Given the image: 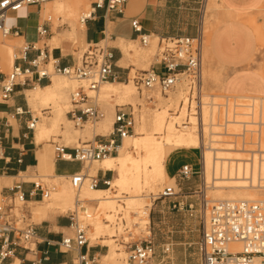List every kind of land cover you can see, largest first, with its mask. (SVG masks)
<instances>
[{
    "label": "built area",
    "instance_id": "2783aa9c",
    "mask_svg": "<svg viewBox=\"0 0 264 264\" xmlns=\"http://www.w3.org/2000/svg\"><path fill=\"white\" fill-rule=\"evenodd\" d=\"M60 0H0V33L4 38L12 34L18 35L19 30H11L6 23L9 13L18 14L30 6L42 8L47 3ZM87 1V0H81ZM209 0H201L200 27L196 37L176 36L159 38L153 62L147 70H135L131 76L138 92L144 98L145 105L155 108L159 100L157 94L168 97L183 91L179 106L171 110L172 125L177 131L190 130L199 141V165L197 169L189 164L182 165L177 172L178 181H188L194 176L202 175L204 171L205 150L209 148L207 131L218 129L221 136L235 142L245 156L239 164L252 173H256L264 182V98L257 97H216L208 93L204 79V33L203 24L206 6ZM128 0H92L90 10L81 15L80 23L84 25L94 20L99 10L105 14L116 12L123 15ZM40 13V12H39ZM52 18L42 20L35 28L39 41H44L52 35ZM133 30L139 34L142 47L150 45V36L142 33L137 20L132 22ZM81 56L71 66H61L58 59H52L49 51L41 49L37 44L24 43L18 49L15 60L27 65L26 68L14 66L0 83V101L10 100L18 85H26L33 75L38 80H51L54 75L73 80L78 88L70 95L71 109L67 113L75 127L83 128L85 124H96L104 118L103 110L97 102L100 86L108 82L113 74L114 55L110 48L101 43H87ZM37 55L29 60L31 53ZM227 97V98H226ZM240 98V99H237ZM220 100L223 104L217 114L232 112L231 120L222 117L215 125L209 116H214L213 106ZM207 113V118H205ZM216 114V115H217ZM37 119H32L28 129L34 131ZM136 112L131 105L117 106L112 132L108 136H96L94 142L70 149L55 143V158L59 161L78 163L81 169L67 176L72 189L76 192V209L70 212V227L73 237H66L58 244L64 253L77 252V264H97L95 258L81 254L80 250L89 245L88 227L77 217L78 211L86 213L84 201L79 192L88 182L90 188L107 189L111 187L112 176L109 171L99 170L97 175L88 176L84 167L91 166L107 157L119 153L123 140L135 133ZM216 135V134H211ZM107 138V141L100 139ZM206 148V149H205ZM103 173V176H99ZM19 182L9 188L10 195L0 200V264H4L13 254L14 246L29 244L36 238V226L32 222L29 200L40 196L48 200L57 187L41 180L30 182L31 190L26 193L23 184ZM201 188L196 192L183 193L174 187H165L159 196L170 200L172 209L199 216L200 241L197 244L199 264H264V200H209ZM264 190L263 187H257ZM196 195L197 203H188L187 196ZM173 246L165 244L163 254H170ZM128 264H149L156 255V247L151 237L144 242L133 245L129 249Z\"/></svg>",
    "mask_w": 264,
    "mask_h": 264
},
{
    "label": "crops",
    "instance_id": "0c3cea01",
    "mask_svg": "<svg viewBox=\"0 0 264 264\" xmlns=\"http://www.w3.org/2000/svg\"><path fill=\"white\" fill-rule=\"evenodd\" d=\"M200 1L128 0L123 15L116 12L105 14L104 10H99L94 20L87 22L85 30L82 29L84 33L82 40L86 44L89 42L105 44L114 55L113 74L110 80L100 87L98 93L100 91L104 94L113 93L122 98L129 96L131 92L129 84L131 81L128 80L127 76H131L135 70H145L150 66H147L146 59L143 57L148 49L136 48L140 41L139 34L132 28L134 20L139 22L142 33L150 36V42L152 43L159 41V38L196 37L200 27V16L198 15L195 18L194 14L189 12L188 7L198 5ZM215 2L220 7V10L219 12L214 11L212 14L218 20V23L211 32L209 43L205 50V64L206 66L214 64L222 77L219 75V80L213 82L215 85L217 83L219 92L225 96L264 98V47L262 48L261 46L264 38V32H262L264 30V0H215ZM26 10L27 13L24 15L15 14L14 29L17 28L19 34H12L9 37L24 43H34L37 46L42 44L40 48L48 50L51 58L58 59L61 66H71L76 63L78 52L69 44L71 43L69 39L78 38V36L72 35L73 27L71 24H68L69 30L63 32H53L52 27V35L50 37L44 41L37 39L35 28L42 23V17H51L49 13L54 15L55 6L52 8L47 7L46 10H44L43 6L41 9L31 10L28 7ZM62 17L56 18L60 19ZM10 18L12 16H9L8 20ZM212 21L215 23L214 18ZM204 26L205 18L203 33ZM30 29L34 31L31 34V39L28 38ZM5 46V44L0 45V61ZM16 54H13L12 65L5 62L6 66L26 68V64L15 60ZM36 55L37 53L35 52L29 54L28 59L31 60ZM3 65L4 63L0 64V83L8 75L1 67ZM54 76L56 77L53 79L52 76L51 80H38L37 76L33 75L26 85L21 84L15 88L10 100L7 102L0 101L1 199L10 195L9 188L15 184L33 182L24 180L22 175L35 173L39 168L46 169L47 172L58 179L70 176L81 169L78 163L57 160L55 154L52 160L50 146H54L55 142L48 141L46 144L43 143L51 131L59 132L60 134L57 135L58 140L70 149L77 147L75 143L78 145L86 144L89 141H94L96 136L109 135H106V133L112 127L115 115V108L113 109L109 105L101 108L105 113V118L94 125L95 131L93 128L89 131V129L85 128L86 125L80 131L71 128L70 124L72 122L68 119V112L65 113L63 107L66 106L72 85H66L58 79L57 75ZM204 79L205 84L209 85L205 76ZM210 79L212 82V75ZM175 95L177 94H170L169 98H162L157 94L160 103H158L159 108L157 111H161L165 105H168ZM51 101L58 104L56 113L54 111L44 112L40 118L37 117L35 110L41 105L40 102ZM43 110L47 111L50 108ZM145 111H147V107L144 105V108L139 110V120ZM48 114L49 116H46ZM138 117L139 115L136 120ZM32 119H37L34 131L28 129ZM134 135L135 133L131 137ZM81 138L87 139L81 142ZM100 140L107 141V138ZM171 157L166 162V174L169 178L175 176L182 165L189 164L194 166L191 163H184L171 173L169 169ZM99 170H103L101 161L97 165L86 166L83 172L88 176H95ZM103 175V173L99 174V176ZM7 183H10V186H7ZM29 183L23 184V189L26 193L32 188ZM184 183H182V186L185 187ZM176 185L179 186L177 183ZM197 186V183H188L185 189L192 191ZM95 190L104 191L106 189ZM58 193H55V195ZM41 201L40 196L29 200L31 217L42 219L36 226V238L29 244L14 246L13 256L4 264H77V252L64 253L58 247L63 238L72 237L70 234L73 229L70 227L69 215H62V213L69 211L71 207L63 210L54 202L55 200H52L45 205L47 211L42 212L40 210L43 207L37 206L42 203ZM52 208L58 209L61 214L51 213L50 210ZM114 237L110 236V238ZM164 245L161 246L162 249ZM114 251L118 253V251ZM104 252L103 246H92L90 244L80 250L81 254H87L91 259L95 258L97 264L99 258L105 263L115 264L112 259L108 258L112 253L111 248L108 254H104ZM120 258L118 263H120ZM163 262L164 260L160 261L159 264H163ZM166 264H174V262ZM181 264H187V261L185 260Z\"/></svg>",
    "mask_w": 264,
    "mask_h": 264
},
{
    "label": "rangeland",
    "instance_id": "374dc122",
    "mask_svg": "<svg viewBox=\"0 0 264 264\" xmlns=\"http://www.w3.org/2000/svg\"><path fill=\"white\" fill-rule=\"evenodd\" d=\"M75 1H77L80 4L78 7H75V8L74 6L72 7L73 8L72 10L75 9V11H77L73 17H71L70 12H68V14H65L66 16L65 18L62 17L60 19H57L52 13H49V15L52 17L53 32L55 31L63 32L65 30H69L68 24H71L72 27L73 25H75L77 30H80V29L82 30V28H80L79 26L81 15L84 12H88L90 10V4L92 0H87V1L75 0ZM65 2H69V0H62L56 3L54 2V3L45 4L43 8L44 10H46L47 7L52 8L53 6H56V5L65 3ZM69 4H71V2H69ZM30 9L36 10L38 9V6H30ZM188 9L190 10L189 11L190 13L194 14L195 18H197L198 15L201 16L199 4L191 5L188 7ZM219 10H220V7L217 6L215 0H209L206 6V11L204 14H202V16H204L205 18L204 56H205L206 47L208 46V43H209L211 32L213 28L215 27V25L218 23V20L215 17H213L212 13L214 11L219 12ZM26 13H27L26 9L21 10L19 12L20 15H24ZM9 16H12V18L7 20L6 25L9 28L14 29L15 14L9 13L8 17ZM47 18H48L47 16L42 17V20H46ZM213 18L215 20V23H213L212 21ZM22 25H26V24H22ZM262 32H264V30ZM33 33H34L33 29H30L28 32L29 39L32 38L31 34ZM69 40L71 42L69 44L74 47V50L76 52H78V55L76 57L80 59L85 48L87 47L86 42L83 41L79 37L69 39ZM3 44L9 47H12V54H16L18 49L21 46H23L24 42L19 41V40H14L11 37L4 38L0 33V45H3ZM38 46L42 47V44ZM157 46H158V41L154 43L150 42V45L148 48L147 47L143 48L140 43L136 45V48L138 49H142V50L148 49L146 52L149 57L147 58V60H145L147 66L153 62L154 55L156 54V51H157ZM261 46L262 48L264 47V38L262 39ZM1 67L4 69V71L7 74H10L12 72V68L6 66V64H4ZM204 74L207 80L206 82L209 83V85H206L208 89V93L216 97H222V94L219 92L217 83L216 85L214 83L215 80L216 81L219 80V75L221 77L222 75L220 72L216 70L214 64H208L206 66L205 61H204ZM211 75L213 77L212 82L210 79ZM54 77L56 76H53V79ZM57 77L62 83L66 85L68 84L72 85V87L70 88L71 90L69 94H71V92H73L74 90L78 88V84L75 81L69 80L62 76H57ZM129 85L131 87V92H130V95L126 96L125 98H122L113 93L104 94L102 93V91H100V93H97V94L91 93V95L97 97V102L101 108L103 106L109 105L111 108L113 109L115 108L116 110V106L122 107V106L131 105L136 112V117L139 115L138 119L136 120V125H137L139 118H140L139 110L144 108L145 102H144V98L135 88L134 84L130 82ZM69 94H68L66 106L63 107V110L65 113L68 112L72 108L71 103H70L71 101L69 98L70 96ZM159 96L162 98H169L170 95L168 97H164L161 95ZM237 99H240V98H237ZM218 101L220 102V100ZM40 103L41 105H39L38 108L35 110L36 116L39 118L44 112L54 111V113H56L58 109V104L56 102L51 101V102H46V103L45 102H40ZM159 104L155 108H151L146 105L145 107H147V110L149 111H155V110H158ZM49 108L50 110H47V111L43 110V109H49ZM174 109L176 108L170 107L169 110L167 111L168 121L172 120L170 111ZM46 116H49V114ZM221 116H225V114ZM85 125H86L85 128L91 131L95 124L87 123ZM70 126L73 130H77V131H80V129H83V128L75 127L73 123H71ZM111 132H112V127L107 131L106 135L110 134ZM182 133H192V132L190 130L177 131L173 127V135L175 137H178ZM58 134L60 133L51 131L46 136L43 143L46 144V142L51 141L59 145H64L62 142L58 140V136H57ZM157 137H158V140L162 144L164 143L165 147H167L166 146L167 144L166 136L161 135ZM86 139L87 138H81L80 141L83 142V141H86ZM92 142L94 141H89L86 144L92 143ZM86 144L82 143L78 145L77 143H75V146L80 147ZM50 150H51V158L53 160L55 144L54 146H50ZM129 152H130V155L134 158H139V157L146 158V155H147V153L142 148V146H132L130 147ZM98 163L100 162H94L92 165H97ZM154 163L155 162L148 164L149 170L148 168L142 169L143 172L141 174V178H142L141 183H133V181L130 180L129 183L126 185L120 183L114 186L110 190V197L113 200L108 204H99L96 197L84 195V188L82 189L80 198L83 201H85L84 204L86 208V213L78 212L79 213L78 216H79L80 221H82L85 225L89 226L87 230V238L89 240V244L92 246L94 245L103 246V250L105 251L104 254H108L110 251V248L112 250V253H116L114 250L118 251V253H120L121 255V258H120V263H117V264H128L127 260L129 257L130 247L133 245H138L144 242L145 240L149 239V237H151V241L156 247V255L154 256L155 258H153L149 264H159L160 261L162 260H164L163 264L172 263V262H174V264H181L185 260L187 261V264H199L200 262L199 254L197 252V244L200 241V237H201L200 236L201 227H200L199 216L196 215V213L191 214L190 212H187V209L183 211L173 210L172 202H174L175 199L173 198L170 200L168 199L164 200V199H161L159 196L161 195L164 188L169 187V186L174 187L176 191H178V189L181 188V191L186 194L190 192L192 193L195 191L197 192L201 188V185L203 183V180H201L202 175L194 176L188 181H178L177 174L175 176H172V178H169L168 175L165 173V176L162 179L149 178V181L146 182L147 180L146 175L149 173L148 171H151L153 169ZM170 163H169V169L171 173L177 170L184 163H191L197 169L199 165L198 152H193V151L175 152L170 159ZM22 176H23V179L26 181L41 180L47 184L55 185L57 187L56 189L57 191L51 195V198L53 197L55 193L62 191L63 186L65 185V183H67L65 182L63 178L58 179L54 175L47 172L46 169H43V168H39L38 170H36L35 173H32L30 175H22ZM108 176L113 177V173H108ZM184 182L197 183L198 186L197 188H195V190L190 191L188 189H185L188 183H184ZM220 182L223 185H232V184L234 185V183H237L236 180L234 179L233 180H220ZM176 183L179 184V186L176 185ZM182 183L185 184V187L182 186ZM6 185L10 186V183H7ZM86 186H88V182L86 183ZM71 191H72L73 199H75V194L72 188H71ZM205 193L206 195H208V199L210 200L217 199L218 197L216 196V194H219V192H212V191H208V192L206 191ZM222 194H223V198L225 200H228V199H231L233 193H230L227 191V192H223ZM238 194H239L240 199H245L246 197L245 195H242V193H238ZM257 194H258L257 200H264V191L258 192ZM133 197H136L137 200L144 206L141 205V207H139L138 209L136 205H132L131 204L132 202L130 201ZM51 198L49 200L41 201L42 203L37 206L43 207L49 204V201L51 200ZM197 198L198 197L196 195L190 194L187 196L186 200L188 203L195 204L197 203L196 201ZM73 210H74V205L71 206V209L69 210V212L67 211L65 213H62V215H68ZM50 212L54 214H61L60 211L56 208H52ZM139 212L140 213L145 212L146 215H148L149 224L147 223L143 227H140V225L138 224V218L140 216ZM87 215L89 218L87 217ZM31 220L35 224H38L42 221V219H34V218H32ZM70 236L72 237L74 236V231H72ZM110 236H115V237L110 238ZM164 244H171L173 246V253L171 252L170 254H163L161 246ZM112 262L114 263L113 260ZM98 264H112V263H105L103 262L101 258H99Z\"/></svg>",
    "mask_w": 264,
    "mask_h": 264
},
{
    "label": "bare ground",
    "instance_id": "6f19581e",
    "mask_svg": "<svg viewBox=\"0 0 264 264\" xmlns=\"http://www.w3.org/2000/svg\"><path fill=\"white\" fill-rule=\"evenodd\" d=\"M69 2H71V4H69ZM69 2L56 5L54 16L55 17L63 16L65 18L66 17L65 14H68V12H70L71 17H73L77 11H75V9L72 10L73 9L72 7L73 6L74 8L78 7L80 3H78L75 0H69ZM79 26L80 28L85 30V25L83 23H80ZM72 35L78 36L81 39L84 38L83 31L81 29L77 30L75 25H73ZM143 57L147 60V58L149 57L147 52L144 54ZM204 59L206 63V55L204 56ZM5 62L11 65L13 62L12 47H9L7 45L4 47L3 52L1 54L0 64H3V63L5 64ZM183 95H184L183 91L180 90L177 93V95L172 97L169 104L165 105L162 108L161 111L147 110L144 112L141 119L138 121V124L135 126V135L132 137L129 136L125 138L126 140L125 139L123 140V145L121 146L118 155L107 157L104 160H101L102 169L104 171H111L113 173V178L110 181L111 188L106 189L104 191H97L94 188H90L89 185L88 187L85 186L86 184L85 183L82 187V189L84 188V195L96 197L99 204H108L113 200L110 197V190L114 186L120 183L126 185L129 183L130 180H132L133 183H141V179H142L141 174L143 172L142 169L148 168L149 170L148 164L155 162L153 169L151 171H148L149 173L146 175V178H147L146 182L149 181V178L162 179L165 176V173H167L166 172V162L168 158L171 157L175 152H178V151L196 152L195 150L199 147V141L197 137L193 134V132L192 133H182L178 137H175L173 135L172 121L167 120V111L169 110L170 107L177 108L179 106L180 101L183 98ZM216 102L217 103L213 106V108H215L213 110L214 116H209L210 122L217 125L221 121L222 117L227 118V120H231V117L233 115L232 112L225 113V116H221L220 114H217L219 110L221 109V106H223V104L219 102L218 100H216ZM104 118H105V113H104ZM205 118H207V113H205ZM211 134H216V135H211ZM220 134L221 132L218 129L207 131L209 148L205 150V152L206 151L207 152L205 153L204 160H203V165H204L203 190L205 189V191L207 192L208 191L219 192V194H216L218 198L212 199V200H225L223 198L222 193L228 191L230 193H233L231 199H228V200L258 201L257 193L264 191V190H260L257 187H263L264 182H261V180L258 178V175L256 173H252L248 169H244V167H242V165L239 164V162L245 158L242 152V149H240L238 145H235V142L228 141L227 139L222 137ZM161 135L166 136V141H167L166 146L167 147H165L164 143L162 144L158 140L157 136H161ZM132 146H142V148L147 153L146 158L132 157L129 152L130 147ZM61 178H63L65 182L67 183H65V185L63 186L62 191H59V193L56 195L54 194L52 198L50 197L51 200L49 202H51L52 200H55L54 202L58 206L63 208V210H67L72 206V202H73L72 200L73 196H72V191H71L72 187H70V183L67 177H61ZM233 179L236 180L237 182V183H234V185L233 184L223 185L220 182V180H233ZM82 189L79 192V197L81 195ZM238 193H242V195H245L246 196L245 199H240ZM74 194H75V199L73 203L74 205L73 211H75L76 209L77 194L75 191H74ZM206 196L208 198V195ZM130 202H132L131 203L132 205H136L138 209L142 205L137 200L136 197H133ZM40 211L42 212L47 211V207L43 206V208ZM78 214H77V217L79 218ZM147 223H148V215H146L145 212L140 213V216L138 218V224L140 225V227H143ZM120 257L121 255L120 254L117 255L116 253H111L108 256V258L112 259L115 264L118 263V260Z\"/></svg>",
    "mask_w": 264,
    "mask_h": 264
}]
</instances>
